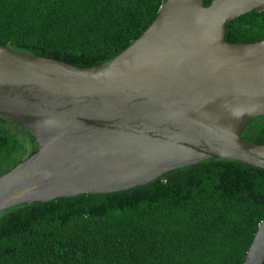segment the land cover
Instances as JSON below:
<instances>
[{
    "label": "water",
    "instance_id": "95a60500",
    "mask_svg": "<svg viewBox=\"0 0 264 264\" xmlns=\"http://www.w3.org/2000/svg\"><path fill=\"white\" fill-rule=\"evenodd\" d=\"M264 0H163L112 59L80 68L0 44V116L33 149L0 177V213L146 185L207 159L264 170L241 138L264 116V39L228 43L226 24ZM264 263V217L243 264Z\"/></svg>",
    "mask_w": 264,
    "mask_h": 264
},
{
    "label": "trees",
    "instance_id": "16d2710c",
    "mask_svg": "<svg viewBox=\"0 0 264 264\" xmlns=\"http://www.w3.org/2000/svg\"><path fill=\"white\" fill-rule=\"evenodd\" d=\"M162 1L0 0V44L89 68L137 39ZM224 38L264 39V10L229 21ZM241 138L264 144V116ZM32 149L26 131L0 116V177ZM263 217L264 170L207 159L143 186L1 212L0 264H243Z\"/></svg>",
    "mask_w": 264,
    "mask_h": 264
}]
</instances>
